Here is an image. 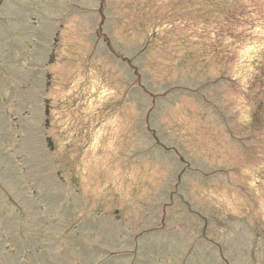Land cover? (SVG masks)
Returning a JSON list of instances; mask_svg holds the SVG:
<instances>
[{
  "label": "rangeland",
  "instance_id": "obj_1",
  "mask_svg": "<svg viewBox=\"0 0 264 264\" xmlns=\"http://www.w3.org/2000/svg\"><path fill=\"white\" fill-rule=\"evenodd\" d=\"M0 264H264V0H0Z\"/></svg>",
  "mask_w": 264,
  "mask_h": 264
},
{
  "label": "flooded vegetation",
  "instance_id": "obj_2",
  "mask_svg": "<svg viewBox=\"0 0 264 264\" xmlns=\"http://www.w3.org/2000/svg\"><path fill=\"white\" fill-rule=\"evenodd\" d=\"M38 69V68H37ZM47 77V76H46ZM48 85V82H46V86ZM24 97H26V96H24ZM22 98V102H23V104H25V106H27L28 104H27V99H25V98ZM25 101V102H24ZM43 103H44V107L46 108V106H45V104H46V102H45V98H43ZM44 108V112H46V111H48L47 110V108L45 109ZM45 123H44V127L47 125V120L45 119V121H44ZM46 140H48V138L46 137ZM48 142H49V140H48ZM48 145H50V147H51V144H50V142H49V144ZM51 149H52V147H51Z\"/></svg>",
  "mask_w": 264,
  "mask_h": 264
}]
</instances>
